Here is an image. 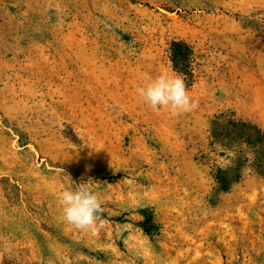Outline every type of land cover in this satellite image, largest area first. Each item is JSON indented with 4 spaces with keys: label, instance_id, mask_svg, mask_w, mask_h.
<instances>
[{
    "label": "rangeland",
    "instance_id": "rangeland-1",
    "mask_svg": "<svg viewBox=\"0 0 264 264\" xmlns=\"http://www.w3.org/2000/svg\"><path fill=\"white\" fill-rule=\"evenodd\" d=\"M160 74L199 107L144 104ZM221 115L264 130V0H0V264H264V174L220 189ZM82 182L95 232L58 204Z\"/></svg>",
    "mask_w": 264,
    "mask_h": 264
},
{
    "label": "clouds",
    "instance_id": "clouds-1",
    "mask_svg": "<svg viewBox=\"0 0 264 264\" xmlns=\"http://www.w3.org/2000/svg\"><path fill=\"white\" fill-rule=\"evenodd\" d=\"M137 94L153 111L168 109L172 115L191 112L199 107L185 84L184 78L177 75L160 74L136 89ZM241 146L231 148L221 146L222 155L217 157V165L227 170L234 166ZM244 170L242 169V172ZM62 211V219L81 231H96L104 223L101 198L91 189L89 182L76 184V188L65 189L57 196Z\"/></svg>",
    "mask_w": 264,
    "mask_h": 264
},
{
    "label": "trees",
    "instance_id": "trees-1",
    "mask_svg": "<svg viewBox=\"0 0 264 264\" xmlns=\"http://www.w3.org/2000/svg\"><path fill=\"white\" fill-rule=\"evenodd\" d=\"M187 48L181 43L174 45V52L177 57H185ZM215 129L214 141L224 148H231L233 145L241 146V150L235 164L242 169L248 164L264 174V130L257 124L244 122L235 117L218 116L213 123ZM217 182L220 189L229 192L232 185L240 179V172L232 177L231 168L220 170ZM143 222L140 227L148 236H152L156 230L154 214L149 209L141 211Z\"/></svg>",
    "mask_w": 264,
    "mask_h": 264
}]
</instances>
